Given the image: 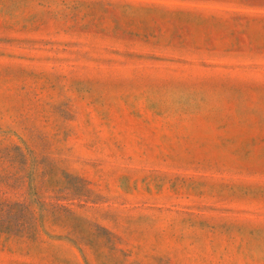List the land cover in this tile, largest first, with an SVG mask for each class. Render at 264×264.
Returning a JSON list of instances; mask_svg holds the SVG:
<instances>
[{"label": "rangeland", "instance_id": "rangeland-1", "mask_svg": "<svg viewBox=\"0 0 264 264\" xmlns=\"http://www.w3.org/2000/svg\"><path fill=\"white\" fill-rule=\"evenodd\" d=\"M0 264H264V0H0Z\"/></svg>", "mask_w": 264, "mask_h": 264}]
</instances>
